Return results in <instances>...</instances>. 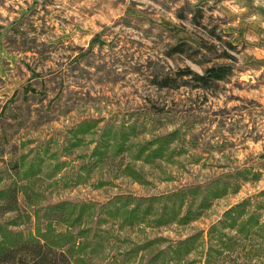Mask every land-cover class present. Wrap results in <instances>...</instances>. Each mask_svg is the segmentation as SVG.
<instances>
[{
  "label": "rangeland",
  "instance_id": "374dc122",
  "mask_svg": "<svg viewBox=\"0 0 264 264\" xmlns=\"http://www.w3.org/2000/svg\"><path fill=\"white\" fill-rule=\"evenodd\" d=\"M195 4L0 0L5 233L39 235L83 264H264V72L212 5L192 24ZM200 40L201 65L166 56ZM219 64L232 74L208 89L154 84ZM227 217L248 235L208 233Z\"/></svg>",
  "mask_w": 264,
  "mask_h": 264
},
{
  "label": "trees",
  "instance_id": "16d2710c",
  "mask_svg": "<svg viewBox=\"0 0 264 264\" xmlns=\"http://www.w3.org/2000/svg\"><path fill=\"white\" fill-rule=\"evenodd\" d=\"M204 19L203 5L196 7L191 12V22L195 26H199L201 20ZM212 32V31H210ZM213 34V33H212ZM214 36V35H212ZM228 36V35H227ZM230 50L235 49V45L230 42L226 43ZM197 47L188 43L187 41H178L168 48L166 52L167 57H171L175 54L183 55L186 59L194 62L197 65H201L204 61H195L194 56L200 55L203 50L209 49L208 45L204 42L198 41ZM223 56L231 58L228 53H223ZM232 66L229 64L210 65L202 69V73H198L188 66L184 69L176 70L172 75H165L160 80H156L154 84L159 87L177 88L181 85L189 86L191 88L208 89L212 87L216 82L224 80L227 76L232 74ZM186 78V79H185ZM178 80H184L183 83H179ZM175 195V194H174ZM124 198H129L125 196ZM153 200H160L159 197H152ZM170 198V197H169ZM148 201L152 199L148 198ZM182 203L179 205V209L182 207ZM237 206L230 207L224 214L231 213ZM147 213V211H146ZM147 217H141V221L146 220ZM228 218V220H227ZM226 220H218L213 223L208 233L218 228V226L225 227L226 229L233 230L239 235L247 236V226L250 225L244 222L240 227L236 226V218L227 217ZM164 219V220H163ZM163 220V221H159ZM165 217H157L155 220L156 225H163L168 223ZM182 222L181 224H186ZM246 225V226H245ZM260 226V227H259ZM257 232H264V227L261 229V225L258 224ZM223 228V229H225ZM237 230V231H236ZM254 231V233H256ZM217 232V231H215ZM201 233H195L187 236L185 239L178 241L176 244L178 247L183 244L190 243L197 240ZM220 237L233 238L227 236L226 233L220 232ZM215 239L214 237H212ZM153 241H151V244ZM222 245V243H221ZM224 246V245H222ZM161 252V251H160ZM163 252V251H162ZM186 252V251H185ZM219 256V253L218 255ZM207 262L206 264H209ZM0 264H83L78 261H73L69 252L56 247L53 242H50L39 235H24L21 232H16V235L11 233H5L0 227Z\"/></svg>",
  "mask_w": 264,
  "mask_h": 264
},
{
  "label": "crops",
  "instance_id": "0c3cea01",
  "mask_svg": "<svg viewBox=\"0 0 264 264\" xmlns=\"http://www.w3.org/2000/svg\"><path fill=\"white\" fill-rule=\"evenodd\" d=\"M210 4L224 18L222 32L243 45L248 60L264 72V0H192Z\"/></svg>",
  "mask_w": 264,
  "mask_h": 264
}]
</instances>
